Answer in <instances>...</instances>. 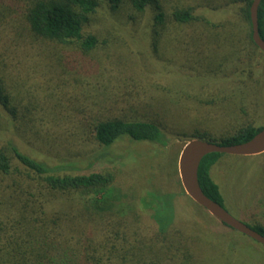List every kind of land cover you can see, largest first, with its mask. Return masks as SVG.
Instances as JSON below:
<instances>
[{"label": "trees", "instance_id": "1", "mask_svg": "<svg viewBox=\"0 0 264 264\" xmlns=\"http://www.w3.org/2000/svg\"><path fill=\"white\" fill-rule=\"evenodd\" d=\"M251 2L0 0V114L2 112L11 122L24 121L19 131H29L47 151H54L53 145L58 147L59 153L67 151L65 145L50 139V127H46L44 121L35 124L32 111L40 102V111L45 108L47 99L44 95L48 92L32 85L35 94H29L27 80L32 78L37 82L40 77L51 79L59 70L62 72L56 63L63 61L61 51L64 48L77 45L84 53L93 50L98 39L88 28L91 17L100 10L113 18L112 15L119 14L121 10L124 13L125 10L130 11L127 20L134 26L146 16L144 25L153 28L158 40L163 34H169V29L174 26L211 28L209 35L196 42L203 44L211 39L212 48L217 46L215 42L219 39L213 28H222V33L231 25L237 32L235 39L232 38L231 61L226 64L221 61L218 74L210 71L213 74L211 80L199 81V84L230 92L232 99L237 101L229 105V110L237 103L245 102L252 106L251 96L244 90L248 86L242 72L250 69L248 72L251 75L252 52L255 55L256 51L264 53L252 41ZM213 16L220 21H211L209 17ZM241 21L248 27L245 35H241ZM258 24L259 34L264 40V0L258 9ZM182 39L194 41L185 36ZM176 61V65H190L188 60ZM227 65L229 69L222 70ZM27 66L30 69L24 70ZM184 69L180 70L189 73L188 69ZM201 72L204 74L205 71ZM175 78L181 80L176 75ZM199 84L196 87L200 89L202 86L199 87ZM74 101L71 100V103ZM70 110L71 114L65 116L71 121L68 123L71 128L66 130L68 127L60 123V130L70 131L73 139L76 135L88 134V138L102 149L110 148L123 138L161 146L168 144L170 135H179L188 140L198 138L196 135L186 137L172 132L162 122L123 119L89 121L91 116L81 115L76 109ZM51 114L49 117L55 120L56 115ZM62 117L58 120L61 121ZM202 119L212 125L215 123L208 116ZM263 127L256 125L254 120H247L229 132H214L206 127L200 136L209 142L229 146L249 141ZM222 155L212 153L202 159L198 181L204 194L223 206L220 188L210 174L211 167ZM68 166L63 167L64 171ZM59 169L24 153L13 142L5 146L0 144V264H180L189 257L184 250L202 246L198 234L190 237L183 227L174 229L172 213L164 216V219L153 216V227L157 229L150 236H143L141 227L136 224L142 199H129L116 185L112 173L69 175L60 174L62 169ZM61 200L67 201L64 202L68 203L67 211L59 209ZM254 230L264 235V228Z\"/></svg>", "mask_w": 264, "mask_h": 264}, {"label": "rangeland", "instance_id": "2", "mask_svg": "<svg viewBox=\"0 0 264 264\" xmlns=\"http://www.w3.org/2000/svg\"><path fill=\"white\" fill-rule=\"evenodd\" d=\"M122 11L112 15L114 18L103 10L91 17L88 31L98 39L93 50L84 53L77 45L64 48L63 61L56 63L62 72L59 70L51 79L27 80L29 94H35L32 85L48 92L44 95L45 108L40 111V102L32 111L35 124L44 121L50 127V139L65 145L67 151L59 153L54 145V151H47L29 131H19L24 121L11 122L2 112L0 144L13 142L31 157L61 168L60 174L112 173L116 185L129 199H142L136 224L143 236H150L157 229L153 227V216L164 219L171 213L174 229L183 227L188 236L199 235L202 246L184 250L189 257L180 264H264L262 244L222 224L186 195L178 174V160L188 139L170 135L168 144L161 146L123 138L102 149L88 134L76 135L73 139L70 131H63V127L71 128V121L65 116L71 114L70 109L91 116L89 121L162 122L172 132L186 137L201 138L206 127L214 132H229L247 120L264 126V55L259 51L256 55L252 52L251 75L250 69L242 72L248 86L244 90L249 92L252 106L239 102L240 105L237 103L229 110V105L237 101L230 92L199 84V81L211 80L210 71L218 74L221 61L224 64L231 61L229 55L237 35L231 25L222 33V28H213L219 39L212 48L211 39L203 44L196 42L209 35L211 28L174 26L158 40L153 28L144 25L146 16L134 26L127 20L130 11ZM209 19L218 20L216 16ZM240 25L241 35H245L247 24L241 21ZM181 35L194 41H185ZM176 59L188 60L190 65L177 63V66ZM184 68L192 75L180 70ZM29 69L30 66L24 68ZM200 69L204 74H200ZM228 69V65L222 67V70ZM198 84L202 86L200 89L196 87ZM71 100L76 101L71 103ZM51 113L57 121L49 117ZM207 116L215 122L213 125L202 119ZM60 123L63 130L58 127L62 126ZM65 166H68L66 171ZM210 174L224 198L223 207L252 229L264 228V153L248 157L223 154L211 167ZM64 202L67 201L61 200L59 209L67 211L68 203Z\"/></svg>", "mask_w": 264, "mask_h": 264}, {"label": "water", "instance_id": "3", "mask_svg": "<svg viewBox=\"0 0 264 264\" xmlns=\"http://www.w3.org/2000/svg\"><path fill=\"white\" fill-rule=\"evenodd\" d=\"M262 0H252L249 13L252 41L264 53V40L259 34L258 9ZM212 153L234 156H255L264 153V127L249 141L229 146L194 138L184 145L178 160V174L186 195L197 205L231 229L250 237L264 246V235L233 217L221 204L204 194L198 181V169L202 159Z\"/></svg>", "mask_w": 264, "mask_h": 264}]
</instances>
